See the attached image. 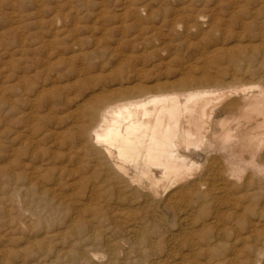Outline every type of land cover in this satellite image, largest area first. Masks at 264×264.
<instances>
[{
  "label": "bare ground",
  "instance_id": "1",
  "mask_svg": "<svg viewBox=\"0 0 264 264\" xmlns=\"http://www.w3.org/2000/svg\"><path fill=\"white\" fill-rule=\"evenodd\" d=\"M104 7L69 10V20L59 16L37 38L39 47L19 50L32 56L24 76L46 73L38 82L26 76L31 121L37 101L61 96L46 109L65 114L48 126L65 154L53 152L47 162L33 155L24 165L4 160L0 171L12 187L2 184L0 203L10 229L37 224L34 206L53 215L45 234L63 237L69 250L54 251L50 264H175L172 249H153L144 233L152 224L159 239L169 234L183 249L242 251L247 263L264 264V0ZM90 18L102 27L86 25ZM74 84L78 93L60 95ZM111 225L122 242L109 235Z\"/></svg>",
  "mask_w": 264,
  "mask_h": 264
},
{
  "label": "rangeland",
  "instance_id": "2",
  "mask_svg": "<svg viewBox=\"0 0 264 264\" xmlns=\"http://www.w3.org/2000/svg\"><path fill=\"white\" fill-rule=\"evenodd\" d=\"M124 1L125 0H0V98H2V99H0L1 100L0 106L4 110L3 111L2 108L0 107V109H1L0 110V116L3 117V118L0 117V148L2 146H4V147H2L0 149V157H1L0 158V167H2L3 165H5L7 163V161L4 162V160L13 159V157H15L18 162L20 160V162L23 163L22 165H24L26 162H28V161H30L32 159L33 155H36V156H34L36 159H34V157H33V160L35 162H42V161L43 162H47L48 159L51 158L50 156L53 155V152H57L58 155L60 154L62 156H63V154H65V150L63 148L64 146H60V148H58V144H56V143L54 144V139L51 138L52 135L50 134V132L48 133L50 127H53L54 125L55 126L57 125L56 124V119L58 121V118L59 117H63V115L65 116V114H63V113L56 114V112L48 113L47 109H46L47 106H50V104H54L56 106V104L58 102L61 103L60 102V101H62L61 98H60L61 96L56 95L57 94V92H56L54 94V97H53L54 99L53 100H51L53 95H50V97L47 98V100L37 101V102H39V103H37L38 104L37 106L42 111L39 110V112H38L39 117L36 118V121H35L36 124H35L34 121H31V117L28 114V111L26 110L27 106L25 104V98H26L27 94H26V91L24 89H25V87L27 85L29 86V85H31L33 83V82H31L32 80L38 82V80H41L42 78H44L46 73L43 70V68H39L37 70V72L35 70V71H30V72L26 73V76L28 75L27 77H29L30 80L32 78V80L30 81L29 78L27 79V77L24 76V68L30 62V58H32V56L25 55V54L22 55V54L19 53V50L22 49V48L23 49H27L29 47V45H31V44L34 45V47H39L41 45V43H40V41L37 38H40L44 33H46V29L50 28L51 25H57L59 23V20H60L61 17H63L62 19H64V17L68 19V16H69L68 13H70L71 11L75 12L76 10H78V11L81 10V12L84 11L86 13L87 11H91L94 8H101V7H104V6H105L104 8L113 11V10H116V9L118 10L120 8H123V7L127 6V4H129V2H130V4H133V5H138V3L140 5H146L152 0H149V1L148 0H145V1H143V0H133V1L132 0H127L125 2ZM169 2L173 3L174 0H169ZM195 3L198 4V5H203L202 2H197L196 1ZM154 4H155V6H160L157 1L153 2V5ZM72 8H74V9L72 10ZM82 8L84 10H82ZM90 8H91V10H90ZM85 9H87V10H85ZM69 10H70V12H69ZM55 16H57L58 18H56ZM59 16H60V18H59ZM102 18L103 17H101V19ZM90 19H88V22L85 23L86 25H88V26L90 25L91 27L99 25L98 27H100V26L102 27L101 23L97 24L98 21L99 22L101 21V19H97V18H92L91 20ZM52 22H54V24ZM35 32H37V33L35 35H33ZM105 32H106V30H105ZM95 33H96L95 35H97V36H99L101 34L100 31H97ZM85 35H91L92 36L93 34H89L88 33V34H85ZM94 37H96V36H94ZM27 40H28V42H27ZM23 41H25V42H23ZM29 42H31V44ZM22 43H24V45H27V44L28 45L27 46H23ZM25 43H27V44H25ZM36 43H38V44H36ZM21 56L24 57V60L22 59L20 61V58H22ZM15 58H16V60H14ZM17 59H19V60H17ZM27 59H28V61H26ZM15 61H17V62H15ZM6 62H8V63H6ZM11 63H12V65H11ZM16 63H17V66H16ZM7 65H8V67H7ZM2 66L4 67V69H3ZM40 71L43 72V73H41ZM35 73H36V77H35V75H33ZM25 77H26V82H25V79H24ZM22 78L24 79V81H23ZM20 80L22 82L18 84V82H20ZM27 80H29V81H27ZM27 82H28V84H27ZM70 82H73V81H70ZM63 84H64V86L66 85L65 83H63ZM75 85L76 84H74V86H73L74 88L73 87L71 88V89H73L72 91H71V89L69 90L66 87H63L64 89H62V87H61L59 89V91L60 90L61 91L64 90V91H62V92L60 91V95L61 94L63 95V93L64 94L67 93L68 95L74 96L76 93H78L77 91H75V90H77V87H75ZM4 88H6V89H4ZM17 89H18V91H17ZM4 93H6V95ZM2 95H3V97H2ZM10 97H11V99H10ZM57 99H60V100L57 101ZM5 103H6V105H5ZM59 103H58V105H59ZM20 104H22V105H20ZM45 105H46V107H45ZM11 107L14 110H16V111H14L13 109L10 110ZM26 112H27V114H26ZM6 113H8V114H6ZM48 114H50V115H48ZM24 115H25V117H24ZM47 115H48V117H47ZM53 115H55L57 118L55 116H53ZM42 117L45 120L42 121L41 120V119H43ZM37 119H39V120H37ZM16 121H17V123H16ZM37 121H38V123H37ZM52 121H54L53 124H52ZM41 122L43 123V126L40 125ZM13 123H15V124H13ZM32 126L33 127L36 126L37 128H38V126H40V128H38L39 129L38 130L36 127H35L36 129L32 128ZM41 126L43 127V129H41L42 128ZM48 126H49V128H48ZM5 128L7 129V131L5 130ZM32 131H34V132L37 131V133H34V135H32ZM38 132L39 133L41 132V133L39 134ZM29 134H31V136ZM18 135H21V136L19 137ZM25 135H26V138H24ZM35 135H36V137H34ZM44 136H46L47 138H45ZM14 137H16L17 139H15ZM33 137L36 138V141L40 140L39 144L42 145L43 148L39 144H38V147L36 149L33 146H31V143L34 140ZM45 139H47V140H45ZM50 140H52V141H50ZM26 141H28V142H26ZM42 142H44V143H42ZM29 143H30V145H29ZM5 145H6V148H5ZM19 145H21V146H19ZM26 145L28 147L30 146L29 148L27 147L28 150L26 149ZM23 146H24V148H23ZM39 146L41 147V150L44 149L42 151L43 155H41L40 152H39V151H41ZM46 148H48L50 151L48 149H46ZM51 148H53V149H51ZM19 149L22 151V154H21V151ZM47 150H48V152H47ZM18 151H20V152L18 153ZM35 151H37L38 153L35 152ZM62 151H64V153H61ZM49 152H51L50 153L51 155L47 154ZM29 153H30V155H29ZM44 153L46 155H48L47 156L48 158L46 156H44L45 155ZM26 154H28V155H26ZM37 155H40V158ZM20 156H21V158H19ZM41 156H43V157H41ZM23 157H25V158H23ZM3 158H5V159H3ZM14 171H16L17 173L21 174L22 169H19V167L15 166L14 167ZM51 171H53L54 173L51 172ZM49 172H51V173H49L51 177H54L55 174L57 173L55 170H49ZM45 174H46V172L43 171L42 175H45ZM6 177L7 176L2 175L1 171H0V187L2 186V184H4V188L5 189H9V186H10V188L12 187V185H10V184H12V181L9 179V177H7L8 179H6ZM21 178L22 177H19L18 180H17V182L19 184H21L22 182H25V180L23 178L22 179ZM1 192L3 193L4 191L0 190V198H2V193ZM4 208H5V204H1L0 203V215L2 214L1 217H0V264H6L8 262H9L8 264H10V263L11 264H24V263L25 264H34V262H35V264L36 263L37 264H44V263L45 264H50L51 261L55 259L54 258V251H57V250H62V251L65 250V251H67V250H69L68 245H66V243L64 242V239H62L63 237L61 239H53V238H50L48 234H45V232H46L45 230H47V228H48V226H45L46 225V221L45 220L54 218L53 215H51L50 213H48L46 211H42L40 208H36V206H34L35 212L37 211L36 212V216L37 217L34 215L33 221H35V223H37V224H34L32 226V228H29L28 226L24 225V226H18V227L14 226L13 228L10 229V227H9V225L7 223V220H6L7 218L5 217ZM41 215H43V216H41ZM46 216H47V218H46ZM39 219H42V220H39ZM3 224H5V225H3ZM54 224H55V222H54ZM42 225H43V227H42ZM111 226H112L111 227V232L112 233H110L109 235H111V237L113 236L112 237L113 239L116 238V239H114L115 242H119V243H120V241L122 242L121 236L118 235L117 232L115 231V227H113V225H111ZM155 226H156V224H155ZM155 226L153 224L148 226V228L144 230V233H147L150 237H152V239H154L152 246H153V249L156 252H160L161 251L160 254L164 255L163 252L167 253L169 251L167 249H172L173 252L175 253V257L177 256L176 258L178 259V260L176 259L175 264H180V263L181 264H189V262H190V264L191 263L193 264L194 262H195L194 264H220V263L221 264L222 263L223 264H232V263L234 264L236 262V260L238 261V259H239L240 262L239 263L236 262L235 264H245V263L246 264H249V263L250 264H254L251 261H249L248 263L246 261H244L245 259L247 260V258L244 255V252L242 254L240 253L242 251H239V253L237 252V254H236V252L233 253V251H228V250L224 251V249H219L220 252H218L219 250L210 251V250H203V249L202 250L194 249L196 251H194V250L192 251V250H188V249H183V248H181L179 246H175L174 243H172L170 241L171 236L169 234L166 235L167 240L159 239L157 237L158 236L157 235L158 234V231H157L158 229ZM28 228H29V230H27ZM12 229L14 230V232L11 231ZM48 230H49V228H48ZM154 232H157V233H154ZM43 234L46 235V238L45 237L42 238ZM117 235H118V238L114 237V236H117ZM4 238H6V239H4ZM19 239H22V240L18 241ZM10 241H12V243ZM15 241L19 242V244L16 243ZM34 241H35V243H34ZM9 242H10V244H9ZM36 242H38V243H36ZM45 243H47V244H45ZM49 243H50V245H49ZM27 244H29V246ZM26 245H27V247H26ZM156 245H159V246L157 247ZM49 246L52 247V248L49 249ZM173 247L175 249H173ZM7 248H9V249H7ZM94 248H96L99 251H101L100 247L98 248L97 246H94ZM3 249H4L5 253H6V256L2 255L3 254ZM5 249H7V251ZM12 249H14V250H12ZM221 250H222V252H221ZM13 251H14L15 254L13 253ZM26 251H27V254H26ZM34 251H35L36 254L34 253ZM176 251H178V253H176ZM197 251H199V252H197ZM196 253H198V254H196ZM11 254H14L16 258H14L13 257L14 255H11ZM178 254H179L180 257L178 256ZM202 254H206V255H202ZM17 255H20V258ZM216 255L219 256V257H217ZM182 256L184 257V260H186L187 262L183 260ZM2 257H4V258H2ZM11 257H12V259H11ZM23 257H25V259H23ZM31 257H32V259H31ZM191 257L194 260L191 259ZM226 258L227 259L229 258L228 261H227ZM208 259L211 260V261H209ZM25 260L27 262H25ZM197 261H198V263H197ZM220 261H222V262H220ZM69 264H78V263L72 262V263H69ZM158 264H164V262L163 263L159 262ZM256 264H259V263H256Z\"/></svg>",
  "mask_w": 264,
  "mask_h": 264
}]
</instances>
